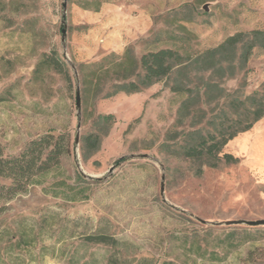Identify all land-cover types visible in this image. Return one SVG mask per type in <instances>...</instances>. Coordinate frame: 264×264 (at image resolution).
Segmentation results:
<instances>
[{
  "label": "rangeland",
  "instance_id": "1",
  "mask_svg": "<svg viewBox=\"0 0 264 264\" xmlns=\"http://www.w3.org/2000/svg\"><path fill=\"white\" fill-rule=\"evenodd\" d=\"M85 1L67 0L63 23L65 0H0V144L11 156L45 133L69 132L68 182L77 184L78 174L89 181L81 184L89 196L83 201L33 186L7 203L0 264H110L112 256L118 264H264V226L220 225L264 220V118L226 146L238 163L204 167L197 176V163L160 150L184 99L171 91V80L85 104L79 72L81 64L127 48L140 57L176 42L196 54L236 32L264 30V0H100L99 11L85 9ZM52 49L70 68L71 90L53 69L38 70ZM224 87L243 98L264 92V50ZM99 114L117 122L84 161L81 138ZM97 234L114 237L118 247L86 241Z\"/></svg>",
  "mask_w": 264,
  "mask_h": 264
},
{
  "label": "trees",
  "instance_id": "2",
  "mask_svg": "<svg viewBox=\"0 0 264 264\" xmlns=\"http://www.w3.org/2000/svg\"><path fill=\"white\" fill-rule=\"evenodd\" d=\"M209 1L213 0H197V3L204 5ZM102 5L100 0L83 3L85 9L94 8L95 11H99ZM169 39L177 41L175 36ZM255 50H264L263 29L236 32L218 46L196 54L182 52L176 42L171 47L151 50L140 57L133 49L127 48L124 53L113 52L98 62L79 66L82 98L85 104H89L120 94H140L158 83L171 80V91L184 99L160 150L197 163L195 175L200 176L204 167L216 169L222 164L238 163L239 158L225 152L226 146L264 118V92L257 91L243 98L224 87L225 80L247 68ZM42 69H53L62 75L70 90L73 89L70 68L56 49L42 56L38 70ZM116 122L113 114H99L93 119L94 130L81 138L84 161L101 150L103 138ZM72 151L69 132L45 133L11 156L6 155L0 144V216L7 210V203L26 194L33 186H46V194L69 202L88 199L85 194L88 188L81 184L89 181L78 174L77 184H70L63 169V160L71 156ZM5 233L8 231L0 228V238ZM86 241L112 249L118 247V241L106 234L88 236ZM113 260L116 264L121 262L112 256L110 264ZM134 262L177 264L174 261L153 263L145 258Z\"/></svg>",
  "mask_w": 264,
  "mask_h": 264
},
{
  "label": "water",
  "instance_id": "3",
  "mask_svg": "<svg viewBox=\"0 0 264 264\" xmlns=\"http://www.w3.org/2000/svg\"><path fill=\"white\" fill-rule=\"evenodd\" d=\"M63 8H64V14H63V19L65 23V19H66V8H67V0H65L64 4H63ZM205 9L208 11L209 7L208 5L205 6ZM63 33V41L65 40L66 37V28L63 29L62 31ZM77 107L80 110L81 107V92H80V88L77 89ZM78 129H80V124L78 125ZM79 141V134L77 136L76 139V143H78ZM203 223H206V221L200 220ZM247 225V226H251V227H258V226H264V220H259V221H229V222H225V223H221L220 225Z\"/></svg>",
  "mask_w": 264,
  "mask_h": 264
}]
</instances>
